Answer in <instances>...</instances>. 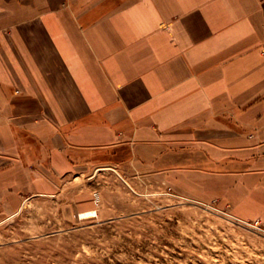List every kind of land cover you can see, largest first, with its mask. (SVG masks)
<instances>
[{
  "label": "crops",
  "instance_id": "obj_1",
  "mask_svg": "<svg viewBox=\"0 0 264 264\" xmlns=\"http://www.w3.org/2000/svg\"><path fill=\"white\" fill-rule=\"evenodd\" d=\"M96 161L264 220V0H0V212Z\"/></svg>",
  "mask_w": 264,
  "mask_h": 264
},
{
  "label": "rangeland",
  "instance_id": "obj_2",
  "mask_svg": "<svg viewBox=\"0 0 264 264\" xmlns=\"http://www.w3.org/2000/svg\"><path fill=\"white\" fill-rule=\"evenodd\" d=\"M181 180L96 161L24 192L0 212V264H264V220Z\"/></svg>",
  "mask_w": 264,
  "mask_h": 264
},
{
  "label": "bare ground",
  "instance_id": "obj_3",
  "mask_svg": "<svg viewBox=\"0 0 264 264\" xmlns=\"http://www.w3.org/2000/svg\"><path fill=\"white\" fill-rule=\"evenodd\" d=\"M82 218H92L97 216L96 210H89L81 213Z\"/></svg>",
  "mask_w": 264,
  "mask_h": 264
},
{
  "label": "built area",
  "instance_id": "obj_4",
  "mask_svg": "<svg viewBox=\"0 0 264 264\" xmlns=\"http://www.w3.org/2000/svg\"><path fill=\"white\" fill-rule=\"evenodd\" d=\"M253 224L259 225L260 224V221H255Z\"/></svg>",
  "mask_w": 264,
  "mask_h": 264
}]
</instances>
